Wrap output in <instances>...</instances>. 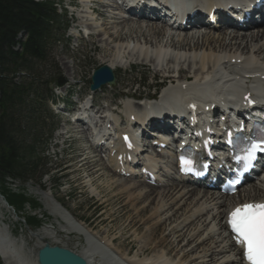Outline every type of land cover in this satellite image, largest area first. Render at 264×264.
Segmentation results:
<instances>
[{
  "label": "bare ground",
  "instance_id": "obj_1",
  "mask_svg": "<svg viewBox=\"0 0 264 264\" xmlns=\"http://www.w3.org/2000/svg\"><path fill=\"white\" fill-rule=\"evenodd\" d=\"M94 2L96 3V9L92 13L96 12V15L102 21L100 26L96 23L94 24L96 28L102 27L105 24L116 23V20H114L116 17L106 16L103 13L105 11H102L104 6L101 0H94ZM85 13L87 16L82 18V20L85 19V22H81V24L87 26V19L92 18H90L89 14H87L86 9ZM121 22L122 30L116 28V26L115 28H112L113 25L110 24V28L105 27L103 30H98L96 34L93 33V35H95L94 37L97 39V43L102 44L99 48L100 53L102 54L100 61L102 64L105 63L104 66L108 67L112 72L117 67H121V62L123 61L125 63H133L134 61V63L139 64L142 67H153L154 70H157V63L163 60V54L173 55L172 57L166 59L164 66V63L161 65L162 71H160L161 78L166 80V83L170 86H165L166 88L164 87V90L162 89V99L158 101L155 100V102H157L155 104L151 103L150 106H153L150 109L160 104L161 105L156 106V108L163 106L162 103L164 100H168L174 93L181 98L180 100L193 101L194 98H200L202 91L210 90V88L213 90H220L217 87L218 84L230 83L229 87L235 89L242 87L245 83L247 84L248 81L249 85H254L255 88H257L256 85L261 83L264 79V46L257 47L258 43L264 39V24L256 28V30L250 26L244 30L229 31V29L224 26H217L215 28L199 27L198 25L201 24L200 21L195 22L194 25L191 26L192 28H185L180 25H167V27L166 23L163 21L142 23L141 21L122 19ZM88 25L93 27V23ZM152 35L154 36L153 41L150 40ZM163 39L165 40L163 41ZM130 43L134 45L132 48ZM168 49L176 52H169ZM134 51L137 53L136 56L132 54ZM206 51L209 52V54H207L208 56H205L204 52ZM180 52L191 53V57H186L183 54L181 55ZM198 52H201V54H199L201 56L198 55ZM213 52L220 54L213 55ZM211 58L214 59L211 60ZM253 58L256 59V61L251 60ZM205 60L207 62H211V64L204 63ZM185 61L187 62L186 67L189 68V72L193 69V67L195 69L194 74L191 76H186L188 73L183 68ZM188 78L191 80L188 81ZM211 79L213 80L210 81ZM183 81L186 82L184 85ZM216 81H219L220 83L216 84ZM215 84L216 86H214ZM103 89L109 90L112 88L107 86L100 87L94 94H92L93 99H95L97 93H100ZM195 92L198 93L199 97L195 94ZM187 94L192 96L187 97ZM115 95L116 94L110 96L111 103L110 105H107V108L115 107L117 109L124 110L127 114H129L128 117L132 116L134 119L138 120L139 118L135 115L132 109L141 107L140 104H136V106H133L130 109L131 105L128 106L126 104H118L114 102V100L117 97L129 98V96L136 99L140 97V95L135 94L133 96L124 94L123 92L122 94ZM175 99L177 98L175 97ZM96 107L97 109H104L102 106L97 104ZM107 114L108 113H104V116L99 117V120L97 121H90V126L94 131L97 130L100 132L105 129L103 132L105 134H96V142L103 140V138L107 135V131L109 132V130H106L105 128L107 124H110L111 127V117ZM82 116H86L85 113H82ZM112 121L113 123H116L118 120L112 117ZM80 129L82 130L80 131V134L82 135L83 142L89 145L83 153V160L85 161V164L91 167L89 170L92 172L88 174L86 182L90 185V177L98 175V178H104L105 176L108 179L106 189L113 196L117 197L133 191L127 195V200L131 199L132 202H137V204L131 205L133 206L132 210H129L125 205L121 207L123 217H130V222L127 225V233L131 232L132 234H140L144 229V233H147L146 239L143 243L144 246L139 248V252L136 254L135 258L138 259L148 256L152 250L157 248L161 250L160 255L153 261L146 258L144 262L140 259L137 261L125 260V264H170L169 261L171 259H177L182 264H195L193 260L188 261L187 263L186 259L189 254L194 253L197 250V245H202L205 241L202 240L197 242V239L199 238L198 225L194 224L190 226V224L187 223L189 219L193 216H197L200 217L198 222H207L210 214L209 212L213 211V209L206 205L214 202L217 209L216 215L213 216L207 224L210 225L213 220H218L220 230L226 233L223 219L226 211L232 203L237 204L245 201L252 202L254 200L264 201V190L261 188L260 181L258 184L253 183L250 185L249 192L243 197L238 196L222 200L213 199L212 197L208 199L205 197V193H211L205 191L202 192L203 196H201V198H195L198 197L196 191L186 190V188L180 185V182H177L176 180L169 186L167 185L168 188H164L161 193L156 187H148L143 185L144 183L129 184V182L127 183L125 180L121 181L118 179L119 175L113 165L109 162H104L100 154L97 153V151L101 149V146L89 143L90 133L88 128L81 126ZM77 134L80 135L79 133ZM60 135L63 136L62 134ZM114 136L119 137V134L116 133ZM107 139L109 140V138ZM113 145H115L117 150L123 151L120 141L117 140L113 142ZM161 153H164V151H161ZM155 157H158V155ZM102 161L104 163H101ZM152 163L153 164H149L148 167L156 168V163ZM132 176L136 177V175ZM251 189L253 191H251ZM94 191L97 192L96 189ZM252 192L256 196H252ZM47 197L49 196L46 194V198ZM164 198L167 199L164 200ZM203 198H206V200L204 204H201L197 207V209H195L197 211L194 213L192 209L188 212L183 211V213H181L178 217V219L181 218V222L171 229H169L170 224H174L171 217H167L163 220L160 219L161 215H167V213L170 212L179 202L189 201V205H191L196 199L197 201H201ZM157 199H160L159 202L164 204L159 205V207L156 206L158 207L157 209L156 207L152 209V205ZM230 200L233 201L230 202ZM56 203L57 201L55 202L56 207L52 210L63 224L66 237H59L57 236L59 234L58 232L47 229H43L38 233L30 235V237L36 239L33 254L36 253L42 245L48 244L50 246H57L69 250L76 256L80 257L86 264H115L109 260V256L116 262V264H121V259L118 261L115 260L111 254H107V251L96 243L94 237L91 236L92 234L89 233L91 228H89L86 223L82 221L80 222L70 213L68 209L59 203L58 205ZM186 204L187 203H185V205ZM2 209H5V206L2 202H0V256L3 264H36L35 259H24L22 253L25 245L24 239L22 237H19L18 239L12 237L9 224L5 222ZM204 212L207 216L203 221H201L203 218L201 215L204 214ZM187 214L189 215L187 216ZM156 217H159L160 219L159 221L157 220V222H155ZM122 230L125 232V229ZM73 234L79 237L76 241L78 245L76 243H71V235ZM82 237L86 243H81ZM205 239L214 240V237L208 234ZM225 239L228 246L227 248L220 249V252H225L227 249L236 252L237 250L233 247L232 243H230L227 235ZM113 242H115V239L108 240V243ZM182 242L184 243V248H181ZM217 247L215 248L217 249ZM131 249L133 248L131 247ZM214 252L215 251H213L212 248L205 250L203 252L204 258H210V261H212L215 257ZM237 256L239 257L240 254H237ZM208 263L209 262H205L204 264ZM226 263L232 264L230 261H227ZM238 264H242L240 258Z\"/></svg>",
  "mask_w": 264,
  "mask_h": 264
},
{
  "label": "rangeland",
  "instance_id": "obj_2",
  "mask_svg": "<svg viewBox=\"0 0 264 264\" xmlns=\"http://www.w3.org/2000/svg\"><path fill=\"white\" fill-rule=\"evenodd\" d=\"M68 0H62V5H60L62 8L67 6ZM79 0H76L75 4H77ZM85 3V2H84ZM61 8H58L57 14L61 15ZM71 12L67 11L66 19L70 22L69 25L77 24V22L83 21L82 18H85L86 13L83 12V9H77L75 10V13L73 15V18L71 17ZM63 15V13H62ZM116 20L114 24L110 23L112 28H118L122 30V22L118 18L114 19ZM85 22V19H84ZM140 22V21H139ZM143 23V22H142ZM81 24V23H80ZM98 24V23H96ZM110 24H105L102 27L97 28L96 30H100L105 27L110 28ZM83 25V24H82ZM86 26V25H84ZM93 26H95L93 24ZM73 27V25H72ZM71 27V28H72ZM87 27V26H86ZM232 31V30H229ZM71 30H67L66 34L63 35L62 32L56 33L55 39H59V43H55L51 49H50V56L44 63H41V65L38 67V74L40 75L42 81L44 82V86H53L55 79L57 76L61 77V79H64L66 82L65 87L73 89L78 94L84 93L85 91H88V82L90 80L91 74L93 71H95L97 68L105 65V63L102 64L100 53V46L102 44L97 43L96 37L90 38L89 40H75V39H68L70 38V35H76V33L71 32ZM62 34V36H61ZM95 36V35H94ZM63 37V39H62ZM150 40H154V36L152 35L150 37ZM165 39H163L164 41ZM66 41H68V44H66ZM255 43V42H252ZM158 45V44H155ZM256 45V44H254ZM99 46V47H98ZM131 48L134 46L132 43H130ZM154 46V44H153ZM264 46V39L261 40L257 47ZM97 47V48H96ZM110 47V46H109ZM152 51V50H151ZM169 52H176L172 51L171 49H168ZM149 52V50H148ZM205 56H208V51L204 52ZM133 55H137L136 51L132 53ZM180 54L191 57V53L187 52H180ZM201 54V52H198V55ZM213 55H219L220 53L213 52ZM201 56V55H199ZM198 56V57H199ZM214 58H211V60ZM255 60L256 59H251ZM182 61V60H181ZM182 63V62H181ZM184 63V62H183ZM204 63H209L206 60ZM121 67H117L113 70V73L115 75L116 83L115 87H111L112 89H103L100 93L97 94V103L105 105V101L103 99L108 100L109 104L111 103V95H119L122 94H129V95H140V98L148 99L151 94H154L153 92L156 91L157 86L162 83L161 73L162 67H158L157 70H154L153 67H142L139 64L129 63V62H121ZM128 64V65H127ZM161 64V63H160ZM130 65V66H129ZM162 65V64H161ZM160 65V66H161ZM183 65V64H182ZM187 62L185 61L183 68L187 71L188 75L191 76L194 74L195 69H193L189 72V68L186 67ZM179 68V67H178ZM177 68V69H178ZM181 68V67H180ZM222 71V70H220ZM217 76V75H216ZM217 79V77H216ZM19 82V78L16 79ZM190 81L191 79H187ZM211 79L210 81H212ZM183 81V85H184ZM213 83V82H212ZM220 83L219 81H216V84ZM235 83V82H234ZM72 84H75L74 88H72ZM168 83H165L164 86H166ZM216 84L214 86H216ZM236 84V83H235ZM169 85V84H168ZM230 83L227 84H218V89H224L226 87H229ZM162 85V87H164ZM170 86V85H169ZM168 86V87H169ZM167 87V86H166ZM165 87V88H166ZM64 90H67L65 88ZM106 90V91H104ZM63 90H61V93ZM115 95V96H116ZM131 96H129L130 98ZM132 98V97H131ZM139 98V97H138ZM76 97H73V101H75ZM134 99V98H133ZM125 99H117L115 98L114 102L119 103H125ZM133 105L135 104L134 101H132ZM139 104V103H138ZM122 115V114H121ZM119 120L120 117H119ZM42 119L38 121L39 125L34 126L33 128L29 129L25 133V140L27 144H30L33 139L36 138L37 144V150L36 156L40 158L41 163H44L45 166L41 165L39 169H37V174L35 177L41 176V178L37 179L34 178L33 180L29 181L26 184H21L17 181H6L4 186L6 189L14 191V192H22L26 198V200L29 203H34L37 207L35 214H43L46 219H44L43 226L39 229H35L34 231H30L25 226H17L16 222L17 219H12L11 213H6L3 211L4 218H7L10 220L8 223L11 228V233L13 238L18 239V237L22 236L24 239L25 245L24 249L22 250L24 259H32L34 257V245L36 244V239L30 237V235L40 232L43 229L47 230H55L59 234L57 236L59 237H66L65 230L63 229V224L61 223L58 216L53 212V208L56 207L55 201H57L60 205L65 207L70 211V213L78 219L80 222L86 223L90 230L91 236L95 237V240L104 248H106L111 254H113L116 258L121 259V261L124 262V260H142L143 262L146 259H150L153 261L155 258H157L160 255L161 250L159 248L152 250V252L145 257H141L136 259L135 256L139 252V248L144 246V241L146 239L147 233H144V230L140 234H132L131 232L127 233V225L130 222V217L125 218L123 217V212L121 210V207L123 205L127 206L129 210H132L131 206L132 204L136 205L137 202H132L131 199L127 200V195L131 192L122 194L121 196H113L107 189H106V183L107 178L104 176L99 177L98 175H95L90 177L91 181L89 182L90 185L86 182L88 179L87 176L90 172L89 169L91 167L87 164H85V161L83 160V151L85 149V145L81 140H79V135L74 133H70L67 136H61L60 133H62L63 126L58 125L57 129L50 134V123L49 121L42 122ZM32 125V124H31ZM31 127V126H30ZM78 133V132H77ZM50 134V136H49ZM50 138V140L47 142L46 140ZM40 144H42L40 146ZM101 164V163H100ZM128 183V182H127ZM250 187V186H249ZM96 189L97 192L94 190ZM245 189V188H244ZM244 189L241 190V195H246L247 193H244ZM164 189H158V191L161 193ZM249 192V191H248ZM46 194L49 196L46 198ZM45 196V197H44ZM167 198H164V200ZM160 199H157L153 205L152 209H154L156 206L159 207V205H163L164 203L159 202ZM197 204H196V203ZM191 205H189V201H182L179 202L173 209L167 213V215H161L160 219L163 220L167 217H171V220L174 221V224L171 223L169 229L173 228L174 226L178 225L181 222V218L178 219L179 215L183 213V211L188 212L190 209L194 212L198 205V203H203L202 201L195 200ZM185 203H187L185 205ZM204 204V203H203ZM198 205V206H197ZM197 206V207H196ZM156 207V209L158 208ZM216 207V206H215ZM135 208V207H134ZM194 209V210H193ZM217 210V209H216ZM210 211L209 213V219H211V216L215 214V211ZM197 211V210H196ZM33 212L28 209L26 206L24 209L23 214H30ZM153 213V212H152ZM190 214V212H189ZM187 214V215H189ZM201 216H204V219L206 218L207 214H202ZM197 217V216H196ZM159 217L155 218V222L157 220H160ZM195 220V218H192L191 221ZM187 222L190 224V226L197 224L198 225V231H199V238L197 239V242L199 241H205L202 245H197V250L194 253L189 254L188 258L186 259V262L188 261H194L195 264H204L205 262H209L208 264H224L225 260H231L233 264H235V253L233 251L227 250L226 253L220 252L217 246L218 244H213V240L205 239L208 236V233L215 232L217 235L215 236V239L218 237V242H222L220 247L226 248V241H225V235L218 231L217 223L218 221L214 220L212 222V225L210 226V231H205L206 228L203 224L196 222L193 224V222ZM209 224H206V227L208 228ZM21 228V229H20ZM125 229V232L122 230ZM205 229V230H204ZM133 236H132V235ZM211 234V233H209ZM142 236V237H141ZM79 237L76 235H71V243H76ZM99 239V240H98ZM115 239V242L108 243V240ZM103 240V241H102ZM84 241V242H83ZM102 241V242H100ZM225 241V242H223ZM81 242V240H80ZM216 242V243H218ZM86 243L84 238L82 237V242ZM78 245V243H76ZM111 244V245H110ZM184 243H181V248L183 247ZM216 245V246H214ZM131 247L133 249H131ZM217 247V249L215 248ZM187 248V247H186ZM212 248L215 254V257L212 261H210V258H204L203 252L207 249ZM222 249V248H221ZM125 251H129L131 254L128 256H124ZM188 251V249H187ZM224 253V254H222ZM31 255V256H30ZM210 256V253H209ZM1 257V256H0ZM149 257V258H148ZM146 258V259H145ZM169 261V260H168ZM170 264H182L177 259H171ZM211 262V263H210ZM126 262H124L125 264ZM229 264V263H226Z\"/></svg>",
  "mask_w": 264,
  "mask_h": 264
},
{
  "label": "trees",
  "instance_id": "obj_3",
  "mask_svg": "<svg viewBox=\"0 0 264 264\" xmlns=\"http://www.w3.org/2000/svg\"><path fill=\"white\" fill-rule=\"evenodd\" d=\"M56 5L57 0H0V193L17 212L27 200L6 189L5 182L40 179L37 169L45 166L36 156V138L27 144L24 136L39 120L49 121L44 116L49 89L37 74L57 42L56 33L67 25ZM19 33L23 40H17ZM55 83L61 86L63 79L57 76ZM49 123L51 134L56 124ZM27 223L40 224L37 218H27Z\"/></svg>",
  "mask_w": 264,
  "mask_h": 264
},
{
  "label": "snow or ice",
  "instance_id": "obj_4",
  "mask_svg": "<svg viewBox=\"0 0 264 264\" xmlns=\"http://www.w3.org/2000/svg\"><path fill=\"white\" fill-rule=\"evenodd\" d=\"M260 148L259 144H253L247 159H253ZM228 222L237 242L243 244L244 255L249 264H264V203H244L237 206L229 214Z\"/></svg>",
  "mask_w": 264,
  "mask_h": 264
},
{
  "label": "water",
  "instance_id": "obj_5",
  "mask_svg": "<svg viewBox=\"0 0 264 264\" xmlns=\"http://www.w3.org/2000/svg\"><path fill=\"white\" fill-rule=\"evenodd\" d=\"M114 81L111 70L102 66L94 71L91 78V89L96 90L100 86L109 84L112 85ZM36 264H86L80 257L76 256L69 250L50 246L48 244L42 245L36 252Z\"/></svg>",
  "mask_w": 264,
  "mask_h": 264
}]
</instances>
